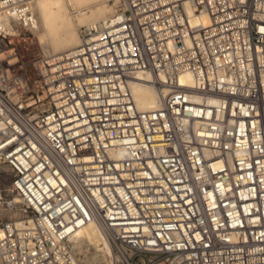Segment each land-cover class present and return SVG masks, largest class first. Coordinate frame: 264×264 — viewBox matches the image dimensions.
Returning <instances> with one entry per match:
<instances>
[{"label":"built area","instance_id":"2783aa9c","mask_svg":"<svg viewBox=\"0 0 264 264\" xmlns=\"http://www.w3.org/2000/svg\"><path fill=\"white\" fill-rule=\"evenodd\" d=\"M32 2L0 0V264H81L89 222L107 264H264V0H123L10 76ZM147 74L167 92L140 109Z\"/></svg>","mask_w":264,"mask_h":264},{"label":"bare ground","instance_id":"6f19581e","mask_svg":"<svg viewBox=\"0 0 264 264\" xmlns=\"http://www.w3.org/2000/svg\"><path fill=\"white\" fill-rule=\"evenodd\" d=\"M122 3L123 0H33L32 9L36 24L31 30V38L22 46L25 61L23 66L16 68L15 73L10 68L8 75L17 77L28 75L31 66L29 64L37 58L49 57L77 46L81 42L83 26L113 20L118 16ZM188 10L193 24L201 23L206 26L210 24L208 14L194 13L191 7H188ZM11 22L12 18L7 17L5 23ZM15 61V58L10 59L11 63ZM144 77L147 81H135L131 84L134 100L140 109L156 108L167 89L155 86L150 81L154 80L152 75L147 74ZM181 81L192 84L191 74H183ZM70 242L81 264L110 262V256L113 254L112 244L104 229L96 222H89L78 228L70 237ZM89 245H94L99 253L86 254L84 249ZM78 252L83 253L82 258Z\"/></svg>","mask_w":264,"mask_h":264},{"label":"rangeland","instance_id":"374dc122","mask_svg":"<svg viewBox=\"0 0 264 264\" xmlns=\"http://www.w3.org/2000/svg\"><path fill=\"white\" fill-rule=\"evenodd\" d=\"M9 183H10V178L7 176L6 170L2 166H0V194H1V197H0V215H2V216L9 215V213L3 211V209H4V203L3 202L8 197L6 195V191H4V190L7 188V186L9 185ZM84 250H85V253L88 254V255L89 254H92V253H93L92 255H95L97 252L99 253V251L96 250V248H95L94 245H89ZM91 250H92V252H91ZM77 254L79 256H81V258H82L83 253H81V252L79 253L78 252ZM92 255H90V256H92ZM103 264H106V263H103Z\"/></svg>","mask_w":264,"mask_h":264}]
</instances>
